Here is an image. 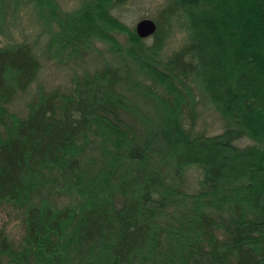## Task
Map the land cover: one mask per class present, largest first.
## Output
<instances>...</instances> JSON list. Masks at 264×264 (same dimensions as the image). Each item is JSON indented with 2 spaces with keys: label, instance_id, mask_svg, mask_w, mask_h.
I'll use <instances>...</instances> for the list:
<instances>
[{
  "label": "trees",
  "instance_id": "trees-1",
  "mask_svg": "<svg viewBox=\"0 0 264 264\" xmlns=\"http://www.w3.org/2000/svg\"><path fill=\"white\" fill-rule=\"evenodd\" d=\"M125 2L0 0V30L20 4L55 54L94 39L109 51L17 116L8 103L40 55L0 47V206L23 220L18 240L0 227V264H264V0H164L149 43L118 15ZM199 93L215 133L197 127Z\"/></svg>",
  "mask_w": 264,
  "mask_h": 264
},
{
  "label": "rangeland",
  "instance_id": "rangeland-1",
  "mask_svg": "<svg viewBox=\"0 0 264 264\" xmlns=\"http://www.w3.org/2000/svg\"><path fill=\"white\" fill-rule=\"evenodd\" d=\"M63 10H71L77 7L81 0H56ZM164 0H126L118 12V15L129 26H135L136 21L143 17L157 18L160 16ZM18 4L16 11L6 12V22L0 30V47L17 42H27L40 55V67L34 79L28 86L15 93L8 103V109L17 116H24L27 112L29 101L33 100L40 88L51 91L55 88L66 90L72 83V72L81 71L83 63L87 68H93L96 64L108 57L109 51L105 41L94 39L91 47L80 51V56H68L67 53L55 54L48 49L45 39L46 31L37 19L35 10L30 7L20 9ZM118 39L125 42L123 33H119ZM184 36L182 28L175 27L171 36L167 39L164 51H169L181 43ZM152 37H147L149 43ZM199 120L197 127H205L207 133H215L222 127V121L213 105L206 100L201 93L197 94ZM199 168L196 165L187 167L185 172L186 189L193 190L197 185ZM0 227H4L12 239L18 240L23 232V220L21 209L11 205L0 206Z\"/></svg>",
  "mask_w": 264,
  "mask_h": 264
},
{
  "label": "water",
  "instance_id": "water-1",
  "mask_svg": "<svg viewBox=\"0 0 264 264\" xmlns=\"http://www.w3.org/2000/svg\"><path fill=\"white\" fill-rule=\"evenodd\" d=\"M135 31L140 37H148L156 30V22L153 18L143 16L135 23Z\"/></svg>",
  "mask_w": 264,
  "mask_h": 264
}]
</instances>
